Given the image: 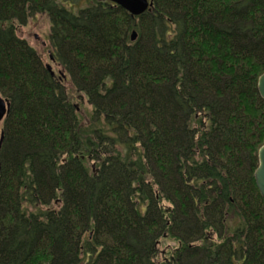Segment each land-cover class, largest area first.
<instances>
[{
    "label": "trees",
    "instance_id": "obj_1",
    "mask_svg": "<svg viewBox=\"0 0 264 264\" xmlns=\"http://www.w3.org/2000/svg\"><path fill=\"white\" fill-rule=\"evenodd\" d=\"M151 1L0 0V264H264V0Z\"/></svg>",
    "mask_w": 264,
    "mask_h": 264
},
{
    "label": "rangeland",
    "instance_id": "obj_2",
    "mask_svg": "<svg viewBox=\"0 0 264 264\" xmlns=\"http://www.w3.org/2000/svg\"><path fill=\"white\" fill-rule=\"evenodd\" d=\"M11 25L15 31L16 36L20 40H24L36 52V54L41 58L44 65L45 64L50 65L51 70L54 72L56 76L59 75L58 67H56L54 63H51L49 59V55L51 53V47L48 40L50 34L49 33L50 22L48 17L45 14H36V15H32L31 17H27L25 19L24 25L19 24L17 21L11 23ZM81 104H83L82 101ZM89 112L90 109L86 105V103L81 105L79 112L80 121ZM85 122H86L85 120L81 121L82 124H84ZM1 128H2V124H0V131ZM167 244L169 246H173L174 242L168 240ZM164 246L165 245H162L161 248L164 249Z\"/></svg>",
    "mask_w": 264,
    "mask_h": 264
},
{
    "label": "water",
    "instance_id": "obj_3",
    "mask_svg": "<svg viewBox=\"0 0 264 264\" xmlns=\"http://www.w3.org/2000/svg\"><path fill=\"white\" fill-rule=\"evenodd\" d=\"M125 10L132 17L143 14L149 7L152 6V2L149 0H106ZM136 35L133 32L131 40H135ZM46 69L53 75L51 66L46 65ZM63 78V75H61ZM257 92L262 100H264V72L257 78L256 84ZM8 103L0 96V123L4 120L8 114ZM2 132L0 134V147L2 143ZM254 181L259 191L260 196L264 199V143L257 151V167L254 171ZM264 222V216H263Z\"/></svg>",
    "mask_w": 264,
    "mask_h": 264
},
{
    "label": "flooded vegetation",
    "instance_id": "obj_4",
    "mask_svg": "<svg viewBox=\"0 0 264 264\" xmlns=\"http://www.w3.org/2000/svg\"><path fill=\"white\" fill-rule=\"evenodd\" d=\"M49 58L51 59V56Z\"/></svg>",
    "mask_w": 264,
    "mask_h": 264
}]
</instances>
